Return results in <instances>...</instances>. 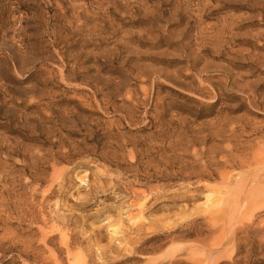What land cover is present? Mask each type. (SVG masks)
<instances>
[{
	"label": "rangeland",
	"instance_id": "obj_1",
	"mask_svg": "<svg viewBox=\"0 0 264 264\" xmlns=\"http://www.w3.org/2000/svg\"><path fill=\"white\" fill-rule=\"evenodd\" d=\"M0 264H264V0H0Z\"/></svg>",
	"mask_w": 264,
	"mask_h": 264
},
{
	"label": "bare ground",
	"instance_id": "obj_2",
	"mask_svg": "<svg viewBox=\"0 0 264 264\" xmlns=\"http://www.w3.org/2000/svg\"><path fill=\"white\" fill-rule=\"evenodd\" d=\"M134 221V220H133ZM118 232V231H117ZM115 234V233H114ZM117 236V235H116ZM117 238V237H116ZM112 239H115V238H112ZM50 241H51V239H50ZM112 241V240H111ZM130 244V243H129Z\"/></svg>",
	"mask_w": 264,
	"mask_h": 264
}]
</instances>
